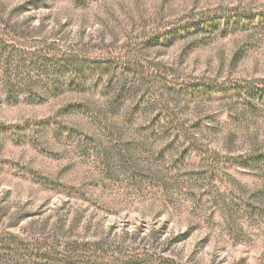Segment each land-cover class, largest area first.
Here are the masks:
<instances>
[{"label": "rangeland", "instance_id": "obj_1", "mask_svg": "<svg viewBox=\"0 0 264 264\" xmlns=\"http://www.w3.org/2000/svg\"><path fill=\"white\" fill-rule=\"evenodd\" d=\"M0 20V239L157 232L183 262L264 264V0H0ZM65 52L118 71L58 83Z\"/></svg>", "mask_w": 264, "mask_h": 264}, {"label": "trees", "instance_id": "obj_2", "mask_svg": "<svg viewBox=\"0 0 264 264\" xmlns=\"http://www.w3.org/2000/svg\"><path fill=\"white\" fill-rule=\"evenodd\" d=\"M0 23L2 21L0 20ZM207 24V23H205ZM204 26V30H210L211 25ZM8 32V30H6ZM3 36L0 29V47L3 51H6L12 46L5 47V42L1 41ZM35 54L38 56L37 51ZM36 56V57H37ZM39 62H44L46 56L37 57ZM57 66L55 68V74L57 77V82L61 83L63 81L69 82L71 87H81V80L86 78L93 71L98 78L103 79L106 73H111L118 71L111 64L104 63H92L90 61H85L77 53L65 52L57 61ZM140 68V66H138ZM91 70V71H90ZM115 70V71H114ZM124 73L134 75H139L140 79L149 82L152 81L154 77L148 76L147 73L143 72L141 69H129L123 68ZM123 73V72H121ZM69 76V80L66 77ZM121 88L118 97L115 98V102L120 103V99L127 92L126 86H124L123 81L121 82ZM56 86V85H55ZM200 92V91H198ZM13 96V95H12ZM81 107V106H80ZM78 106V108H80ZM176 115L172 114L167 110L164 116L157 117L155 119V124L168 123L171 124L178 130L175 135L176 140H191L190 133L184 128V125L179 121ZM103 128H106L104 125ZM182 138V139H180ZM125 159V158H124ZM264 162V155L261 158V163ZM244 164L250 165L251 162L246 159L243 161ZM242 163V164H243ZM257 163V162H256ZM255 164V163H253ZM160 233L153 232L152 235L148 237V240L142 239L139 233H136L129 237V244L126 242L113 243L110 240L101 239L97 241H81V240H70L62 244L61 242H52V237L46 234H38L37 239L33 241H28L20 239L16 236L8 235L9 239H0V254L4 253L8 256L4 258L8 264H190L188 262H183L179 256L172 255L167 250L163 252L157 251L153 246L152 242L159 243ZM1 256V255H0ZM0 261L3 259L0 258Z\"/></svg>", "mask_w": 264, "mask_h": 264}]
</instances>
